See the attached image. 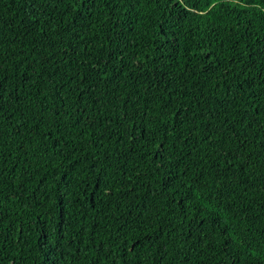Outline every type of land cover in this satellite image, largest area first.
Segmentation results:
<instances>
[{"label": "trees", "instance_id": "1", "mask_svg": "<svg viewBox=\"0 0 264 264\" xmlns=\"http://www.w3.org/2000/svg\"><path fill=\"white\" fill-rule=\"evenodd\" d=\"M0 264H264V0H0Z\"/></svg>", "mask_w": 264, "mask_h": 264}]
</instances>
